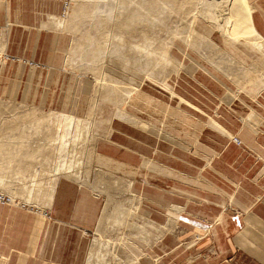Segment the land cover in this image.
<instances>
[{
    "label": "crops",
    "instance_id": "obj_1",
    "mask_svg": "<svg viewBox=\"0 0 264 264\" xmlns=\"http://www.w3.org/2000/svg\"><path fill=\"white\" fill-rule=\"evenodd\" d=\"M67 1L0 0V99L84 119L100 101L95 116L112 120L91 131L95 155L78 162L91 173L60 176L46 207L19 197L20 203L0 202V264H86L98 223L123 221V206L119 214V206L116 212L106 206L115 196L140 198L143 209L132 207L134 214H146L160 230L149 243L155 264H264V78H238L241 70L230 67L222 44L208 47L203 53L211 61H184L169 87L143 84L122 104L135 125L114 116L124 103L123 84L99 100L91 81L66 69L70 47L58 19ZM247 1L246 37L264 51V0ZM255 52L237 50L250 62L260 57ZM19 155L0 152V164L5 159L22 171L27 165ZM41 161L28 173L42 171ZM7 174L0 180H18ZM140 222V215L127 221L136 229Z\"/></svg>",
    "mask_w": 264,
    "mask_h": 264
},
{
    "label": "rangeland",
    "instance_id": "obj_2",
    "mask_svg": "<svg viewBox=\"0 0 264 264\" xmlns=\"http://www.w3.org/2000/svg\"><path fill=\"white\" fill-rule=\"evenodd\" d=\"M68 1H70L69 8L66 10L63 17H59L58 19V21L60 20L62 22L61 25L63 26L60 29L66 33L68 37L66 43L67 46L70 47V52L67 54L66 59V69L75 72L80 80L91 81L93 85V95H95L96 99L98 98L101 100L103 96L110 97V95H116L118 90H120V85L123 84L125 94L124 103H121L125 106L129 105L133 99V95L139 94L142 91L141 85L144 84L146 89L151 87L157 89L160 87H169L168 83L170 78L186 68L183 65L184 61L186 63V61L191 60V63L193 64L198 60L211 61L210 57H212V55L204 54L203 51L211 46L219 47L221 44L223 47V53L225 52V56L230 60V67L235 65V67L241 70L240 74H238V78H264V51H259L254 48L253 43L255 40L249 39L246 37V34L239 32V29H237L234 24L236 22V17L234 15L241 7V5L239 6V0ZM97 1L111 2L115 6H118L119 9L122 10V8H127V10L122 12V16H119V13L115 11L114 15H116V17H114L113 20L112 18L109 20L106 19L109 17H106L105 15L100 16L95 12L94 3ZM151 5L154 7L149 9V6L151 7ZM117 9L118 8H116V10ZM136 11L145 17H151H148L150 22H145L148 18H144V20L141 18L143 21H137V24H134L133 28H124L121 30L119 25L122 23L123 17L126 14ZM117 16H119L118 18H121V20L116 19ZM116 20L118 21L117 23L114 22ZM151 20H154L155 22H152ZM151 22L154 24L152 25ZM224 26H226V29L222 28ZM121 36L124 39L123 42L120 40ZM147 39L152 41V48L163 50V52L161 50L158 52H162L163 54L167 49L165 52H169L168 54L165 53V55L174 57V62H168V60L164 58L158 60V62L156 60V63L151 61L153 65L151 63L144 65L145 55H143V52L137 50L138 53L136 51V44H142ZM134 45L136 48H134ZM161 46L162 48H160ZM238 46L242 47V49L245 47L254 52L256 51V55H259L260 57L253 60V62H250L248 59H245L244 55L237 53ZM121 47H123V49ZM103 52L106 54H102ZM134 53L135 55H133ZM136 53L138 54L136 55ZM122 55H125V58H129L128 60L135 65L134 67L136 69L131 67L132 64L129 61L128 62L131 66H128L130 65L127 64L128 62H125V64L123 61H126L127 59L125 60ZM120 56L124 60L121 61ZM141 56H143L142 58L144 60ZM178 60L181 63H179ZM231 78L234 79L235 77ZM234 80H236V78ZM116 88L118 89L116 90ZM122 104L118 105L116 103V106L118 105L119 107L117 108L118 112L115 114V117L124 118V120L134 123L135 121H133V119L131 120V117H127V113L122 110ZM99 106L100 101L94 102L93 108L96 109L93 111V114L86 117L87 119H79L81 122L79 121L78 123H82V125L84 124L83 127L82 125H79L80 129L83 130L80 131L79 129V132L84 133L79 135L78 139L80 140L76 139L78 141L76 147H79L80 149L76 150L74 147H70L69 144L71 151L67 150V154H64L66 156L65 158L68 159V157L72 155L70 158L74 159L75 155L80 153V158L74 159L73 162L85 159L88 163L90 162V159L94 157L95 149L91 146L93 142V134L91 131H96L97 127L104 126L105 123L110 124L112 120L104 118L98 119V117L95 116L97 113L96 110H98ZM61 112L69 114L72 118H80L76 116L74 117L73 113L66 111ZM59 115H61V113L52 108L41 109L32 105H17L0 99V126L4 127L0 128V143L17 142V146L13 151L12 149H4V144V147L0 152L5 155L9 152L19 153L20 155L17 158V162H23L27 165L26 168L21 171L16 168V166H13L14 163L9 164L8 161L5 162L4 159V164H0L2 165L0 166L2 167L0 168V174L5 175L7 174V171H12L10 174H13H7V176L11 178L17 177L18 180H0V192L10 193L14 198L19 197L22 199V202L35 205L38 208L46 207L49 201L47 195L54 177L64 176V174L54 175V170L57 168L58 163V151L55 146L59 144L57 139L60 135V131L57 128V119ZM123 115H125V117H123ZM38 119H41V121H38ZM134 124L139 125L137 122ZM141 126L144 128L148 127L145 123H142ZM64 128L65 127H63V129ZM39 129H42V133H37ZM45 129L48 131H45ZM46 132H49L50 134ZM66 137H69V135L67 134L65 138ZM41 139L44 140L42 143L45 145L48 144V146L42 145L39 147L38 142L41 141ZM47 139L50 140L46 142ZM72 139L73 137H70L69 143L74 141ZM72 145L75 144L72 143ZM22 146L25 147L23 148ZM17 149L19 150L18 152ZM32 154L33 158L27 157ZM41 160H44L45 164L44 166H41L42 171L45 172V174L42 175L44 178L43 181L41 179L42 171H40V169L39 172L38 168H36L34 174L30 173L33 165L40 162L42 163ZM5 163H7V168L4 167ZM86 166L87 165L84 163H78L77 169L83 170V168H85L87 170L86 173L89 175L92 169L91 167H87V169ZM77 169L73 170L75 173L72 171L69 175H73V173L77 175ZM27 170H30V174ZM126 190L127 189H125V193H130V190ZM37 194L40 196L36 197L35 195ZM138 200L139 202H137ZM121 201L124 205L120 203ZM128 201H131L133 205L128 203ZM114 203H116V205H114ZM135 203L136 205H134ZM125 204L128 205L126 206ZM118 205L124 207L126 213H123V219L126 221H124V223L123 221L122 223L115 221V224L119 226L118 228L114 227V221L111 222V220L110 222L108 221L107 224L105 223L102 224V226H99L92 248L94 251L98 248V239H101L105 244L109 243L110 246L103 247L101 251L102 255L98 256V259H88L86 264H155L154 260L149 256V243L152 238H156L157 235H160V230L152 228L155 224L146 218V214H139L138 212L133 214L134 212L132 213V211H130L132 208L131 206H138L142 210V201L140 198L134 196H124L121 197V199L120 197L115 196L114 198L108 199L109 207H117ZM127 207L129 208V211ZM124 214L127 215L128 219ZM134 215H140V229H133L132 224H126L128 220L134 218Z\"/></svg>",
    "mask_w": 264,
    "mask_h": 264
},
{
    "label": "bare ground",
    "instance_id": "obj_3",
    "mask_svg": "<svg viewBox=\"0 0 264 264\" xmlns=\"http://www.w3.org/2000/svg\"><path fill=\"white\" fill-rule=\"evenodd\" d=\"M242 1H243V3H242ZM247 1V0H246ZM245 0H239V6L241 5V7L239 8V10H237L236 11V13H235V17H236V22L234 23L235 24V26L237 27V29H239V32H241V33H244V34H246V36L249 34V32H250V14H251V9H250V6H249V3H247ZM154 6L153 5H151V7L149 6V9L150 8H153ZM164 7H166V6H164ZM172 7H173V5H172ZM116 8H118L117 10H116ZM166 9V8H165ZM174 9H175V7H174ZM94 10H95V12L97 13V14H99L100 16L101 15H105L106 17H109V18H106V19H109V20H111V18H112V20H113V18L114 17H116V15H114V12L116 11V12H118L119 13V16H122V12H124L125 10H127V8H122V10L121 9H119V7L118 6H115L113 3H111V2H105V1H97V2H95L94 3ZM176 10V9H175ZM117 13V14H118ZM119 16H117V18L116 19H118V20H121V18L119 19L118 17ZM144 15H142L141 13H139V12H133V13H129V14H126L124 17H123V21H122V23L119 25V28L121 29V30H123L124 28L125 29H129V28H133L134 27V24H137V21H141L142 19L144 20V18H148L149 16H147V17H143ZM142 18V19H141ZM149 18H151V17H149ZM148 18V20L146 19V21L145 22H150V19ZM152 19H154V18H152ZM216 19H217V17H216ZM215 19V20H216ZM142 20V21H143ZM218 20H219V17H218ZM222 20V19H221ZM220 20V21H221ZM224 20H225V18H224ZM224 20H223V22H224ZM60 21V20H59ZM108 21V20H107ZM152 21V20H151ZM226 21V20H225ZM227 21H228V19H227ZM114 22H118L117 20L116 21H114ZM148 22V23H149ZM152 22H155L154 20L152 21ZM152 22H151V24H152ZM62 23V22H61ZM219 23H221V22H219ZM226 23H228V22H226ZM139 24V23H138ZM154 24V23H153ZM152 24V25H153ZM218 24V23H217ZM225 24V23H224ZM150 25V24H149ZM148 25V26H149ZM222 25V24H221ZM60 26V25H59ZM63 26V25H62ZM219 26V25H218ZM227 26V25H226ZM226 26H224V27H222V28H224V29H226L225 27ZM220 27V26H219ZM218 27V28H219ZM136 28V27H135ZM227 28H228V26H227ZM146 38H148V37H146ZM120 40L123 42L124 41V39H123V37L121 36V38H120ZM152 41L151 40H149V39H147L144 43H142V44H136V46H137V48L135 47V45H134V48H136V51L138 50L139 52H143V55H145L144 57V59H145V63L144 62H142V63H144V65L146 64V65H148L149 63H151L152 64V62L154 63H156V60H157V62H158V60H162V59H164V58H166V60H168V62L170 61V62H174V59L172 58V56H166L165 55V53H167L168 54V52H165L164 51V53L162 54V52H163V50H161L162 52H158V51H160L159 50V48H157V50L155 49V48H152V43H151ZM125 43V42H124ZM136 43V42H135ZM132 44H134V43H132ZM206 44V43H205ZM125 45H127V44H125ZM125 45H124V49H125ZM204 45V44H203ZM121 46H123V45H121ZM159 46V45H158ZM156 47H157V45H156ZM122 49H123V47H121ZM133 48V47H132ZM160 48H162V46L160 47ZM164 49V48H163ZM135 50V49H134ZM135 51V52H136ZM137 51V52H138ZM138 52V53H139ZM105 52H103L102 54H104ZM138 53H136V55L138 54ZM106 54V53H105ZM104 54V55H105ZM108 54V53H107ZM133 55H135V53L133 54ZM141 55H142V53H141ZM101 56H103V55H101ZM127 56V55H126ZM106 57V56H105ZM121 57V56H120ZM122 57L123 58H125V55L123 56L122 55ZM122 57L120 58V60L122 61V60H124V59H122ZM130 57V56H129ZM136 57V56H135ZM143 56H141V58H142ZM140 58V57H139ZM153 60H152V59ZM127 59V60H126ZM129 58H125V60L126 61H123L124 63L126 62H130V60H128ZM143 59V58H142ZM143 59V60H144ZM147 59V60H146ZM150 59V60H149ZM143 60H141V61H143ZM152 61V62H151ZM127 63V64H130V63ZM125 63V64H126ZM160 63V62H159ZM131 64H132V66H131ZM130 65H128V66H131V67H134L135 65L133 64V63H131ZM153 65V64H152ZM162 65V64H161ZM160 65V66H161ZM166 65V64H165ZM155 66V65H154ZM146 67V66H145ZM151 67V66H150ZM158 67V66H157ZM156 67V68H157ZM135 68V67H134ZM160 68H162V67H160ZM136 69V68H135ZM166 69V68H165ZM150 70V69H149ZM99 75H101V74H99ZM106 77V76H105ZM108 77V76H107ZM102 78V77H101ZM99 79V78H98ZM103 79V78H102ZM105 79V78H104ZM117 79V78H116ZM105 81V80H104ZM97 82H99V81H97ZM111 83V82H110ZM109 83V84H110ZM112 84V83H111ZM111 84H110V86H111ZM117 84V83H116ZM114 86V85H113ZM104 88V87H103ZM111 88V87H110ZM118 88H116V90H117ZM109 90H111V89H109ZM113 90V89H112ZM258 90V89H257ZM113 92H114V90H113ZM115 93V92H114ZM125 94V92L123 93V95ZM114 95V94H113ZM107 98H105V100H106ZM109 99V98H108ZM109 102H110V100H108ZM123 101H124V99H123ZM113 102V101H112ZM119 102V101H118ZM121 102V101H120ZM119 102V103H120ZM118 103V104H119ZM116 104V103H115ZM122 104V103H121ZM121 104H119V105H121ZM119 107V106H118ZM96 109V108H95ZM94 109V110H95ZM120 109V108H119ZM124 113V112H123ZM115 116V115H114ZM79 119H81V118H72V117H70V115L69 114H61V115H59V117H58V119H57V123H58V129H59V131H60V135H59V138H57L58 139V142H59V144H57L56 146H55V148L57 149V151H58V153H57V155H58V163H57V168L54 170L55 171V173H54V175H60V174H64V176L65 175H67V176H69V173L71 174V172L73 171V170H75V169H77V162L75 161V162H73L74 161V159H71L70 157L72 156H69L68 157V159L67 158H65L66 156L64 155V154H67V150L68 151H71V148L69 147V140H70V137H73V139L72 140H74V141H72V143L73 144H75L76 145V143L78 142L77 140H80V139H78L79 138V135H81V134H83L84 132H79V129H80V126L79 125H82V123L80 124V123H78L80 120ZM77 120V121H76ZM35 121V120H34ZM38 121H41V119H38ZM84 121V120H83ZM81 122V121H80ZM84 125V124H83ZM83 125H82V127H83ZM67 126V127H66ZM6 127V126H5ZM53 127V126H52ZM63 127H65L64 129H63ZM0 128H4L3 126H0ZM60 128H62V129H60ZM84 129V128H83ZM49 130H51V129H49ZM62 130H65V131H62ZM82 129H80V131H81ZM45 131H48V130H46L45 129ZM83 131V130H82ZM42 133V129H39L38 131H37V133ZM50 132V131H49ZM49 132H46V133H48V134H50ZM69 135V137H66L65 138V136L66 135ZM95 137V136H94ZM80 138H82V137H80ZM77 139V140H76ZM94 139V138H93ZM96 139V138H95ZM50 139H47V141L46 142H48ZM42 141H44V140H42L41 139V141H39L38 142V145H39V147H41L42 145H45V144H43L42 143ZM28 142V141H27ZM27 142H24V143H27ZM75 142V143H74ZM29 144V143H28ZM78 144V143H77ZM91 144V143H90ZM49 145H50V143H49ZM45 146H48V144H46ZM1 147H3V145L0 143V148ZM93 150V149H92ZM28 152V151H27ZM30 152V151H29ZM69 153H71V152H69ZM92 156V155H91ZM90 156V157H91ZM28 157V156H27ZM29 157H32L33 158V154L32 155H30ZM0 159H2V157L0 156ZM25 159H26V157H25ZM71 159V160H70ZM28 160V159H27ZM30 160V159H29ZM93 160V159H92ZM31 161V160H30ZM29 161V162H30ZM80 164H81V162H80ZM76 166V167H75ZM79 166V165H78ZM75 168V169H74ZM78 170V169H77ZM78 171H80V170H78ZM74 172V171H73ZM75 173V172H74ZM73 173V175H75ZM77 173V172H76ZM79 176V175H78ZM58 178L59 177H54V180H53V182H52V185H51V187L49 188V192H48V195H47V197H48V199L49 200H52L51 199V197H52V195H53V190H54V187H55V184H56V181L58 180ZM102 181V180H101ZM125 186L127 187V185L125 184ZM124 187V186H123ZM125 188V187H124ZM123 188V189H124ZM127 190H128V188H127ZM134 199V198H133ZM132 199V200H133ZM120 201V200H119ZM119 201H117V202H119ZM125 202V201H124ZM126 202H127V200H126ZM50 203V202H49ZM48 203V204H49ZM120 203H122L123 204V202L121 201ZM128 203H131V201L129 202L128 201ZM119 204V203H118ZM132 205H133V203H131ZM112 205V204H111ZM114 205H116V203H114ZM121 205V204H120ZM124 205V204H123ZM126 205V204H125ZM128 205V204H127ZM126 205V206H127ZM134 205H136V203L134 204ZM107 207H108V203H107V205H106ZM119 206V205H118ZM131 206V205H130ZM129 206V207H130ZM114 207V206H113ZM120 207V206H119ZM131 207H134L135 208V206H131ZM106 208V207H105ZM128 208V207H127ZM126 208V209H127ZM114 209H115V207H114ZM105 210V209H104ZM107 210V209H106ZM105 210V211H106ZM123 210V209H122ZM108 211V210H107ZM120 211H121V207L120 208H118V214L120 213ZM125 211V210H124ZM128 211H129V208H128ZM130 211H132V213H133V209L131 210L130 209ZM115 212H116V209H115ZM122 213V217H123V211H121ZM111 213V212H110ZM126 213V212H125ZM131 213V214H132ZM117 214V216H120V215H118ZM134 214V213H133ZM108 215V214H107ZM106 215V216H107ZM126 214H124V216H125ZM102 216H104V215H102ZM105 216V217H106ZM111 216V215H110ZM129 216V215H128ZM137 216V215H136ZM104 217V218H105ZM115 217V216H114ZM126 217H127V215H126ZM110 218V217H109ZM119 218H121V217H119ZM125 218V217H124ZM108 219V218H107ZM127 219H128V217H127ZM104 220H106V219H104ZM111 220V219H110ZM119 220V219H118ZM113 220H111V222H112ZM121 221V220H120ZM124 221H126V220H124L123 219V223H124ZM104 222V221H103ZM106 222V221H105ZM110 222V221H109ZM118 222V221H117ZM134 223V222H133ZM133 223H132V225H133ZM99 225H101L100 223H98ZM104 224V223H103ZM126 224H127V222H126ZM138 224H139V222H138ZM135 225H137V224H134V226ZM102 226V225H101ZM134 226H133V228H134ZM138 226V225H137ZM137 226H135L136 228H137ZM129 227H130V225H129ZM103 228V227H102ZM109 245V243H107V244H105L101 239H98V248L95 250V251H92V253H91V257H90V259L92 258V259H98V256H101L102 255V249H103V247H107ZM110 246V245H109ZM89 263H90V261H89Z\"/></svg>",
    "mask_w": 264,
    "mask_h": 264
},
{
    "label": "built area",
    "instance_id": "obj_4",
    "mask_svg": "<svg viewBox=\"0 0 264 264\" xmlns=\"http://www.w3.org/2000/svg\"><path fill=\"white\" fill-rule=\"evenodd\" d=\"M69 6H70V1H67L65 4V12L64 13H66V10L69 8ZM234 141L236 143H240V140L238 138H234ZM70 147H74V149H76V150L80 149L79 147H76V145H72V143H70ZM78 158H80V153L75 155V159H78ZM0 202L1 203H5V202H9V203H17L18 202V203H20V200L14 198V197L5 195L3 193H0Z\"/></svg>",
    "mask_w": 264,
    "mask_h": 264
}]
</instances>
